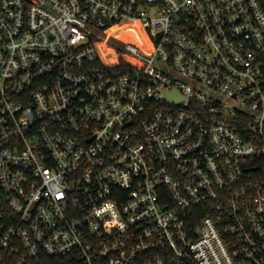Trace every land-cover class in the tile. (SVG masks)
Listing matches in <instances>:
<instances>
[{
  "label": "built area",
  "instance_id": "obj_1",
  "mask_svg": "<svg viewBox=\"0 0 264 264\" xmlns=\"http://www.w3.org/2000/svg\"><path fill=\"white\" fill-rule=\"evenodd\" d=\"M0 264H264V0H0Z\"/></svg>",
  "mask_w": 264,
  "mask_h": 264
},
{
  "label": "rangeland",
  "instance_id": "obj_2",
  "mask_svg": "<svg viewBox=\"0 0 264 264\" xmlns=\"http://www.w3.org/2000/svg\"><path fill=\"white\" fill-rule=\"evenodd\" d=\"M109 44L111 45V46H114L115 48H118V46L115 44V43H113V42H109ZM120 48H123V46H119Z\"/></svg>",
  "mask_w": 264,
  "mask_h": 264
}]
</instances>
